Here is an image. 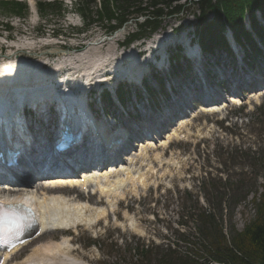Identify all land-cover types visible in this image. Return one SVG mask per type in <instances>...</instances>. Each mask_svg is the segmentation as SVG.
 Here are the masks:
<instances>
[{"label":"rangeland","instance_id":"obj_1","mask_svg":"<svg viewBox=\"0 0 264 264\" xmlns=\"http://www.w3.org/2000/svg\"><path fill=\"white\" fill-rule=\"evenodd\" d=\"M18 1L28 4L26 13L0 7V66H5V63L12 65L11 61H24L35 67L42 61L48 71L56 69V61L63 66L74 67V70L88 69L96 55L107 60L109 55L116 56L124 47L138 50L142 45L141 50H144L147 44L148 38H145L125 46L126 39L137 32L135 22H128L111 32L108 29L111 23L116 25V21L109 23L105 16L101 18L96 5H89L88 11L83 14L76 6L82 0H41L63 3L59 4L62 8L58 5L46 7L41 12L36 5L40 0ZM176 4L185 2L181 0ZM188 8L176 15L163 16L156 33L166 32L169 36L171 29L182 26L177 42L192 38V27L196 23L194 13L199 14V8L196 5ZM212 18L209 13L208 19ZM139 20L143 21L144 18ZM148 37L152 38L153 34ZM64 51L80 54L77 61L84 63L68 62L71 59L63 57ZM257 66L258 70L254 71L264 76V58L257 62ZM230 68L226 67V71L231 74ZM116 79L110 83L111 87ZM184 86L188 88V85ZM244 89L241 94L246 95L249 89ZM255 93L257 96L254 98L241 95L238 105L224 103L220 113L211 114L195 109L189 116L183 115V125L173 127L174 122L178 124L180 121H176L178 117L170 121L171 107L166 109L163 106L161 115L170 121L169 125L166 121L163 123H166L165 128L161 137L154 139V147L145 142L146 139H141L143 146L131 152L128 157L133 156L132 161L126 162L127 165L134 164L135 176L140 172L145 184L127 182L122 190L124 195L117 197L114 210L109 209L106 217L96 224L79 226L64 237L59 235V241L70 242L73 239L72 243H68L72 250L70 257L81 264H129L137 260V252L133 248L152 243L161 245L158 249L173 248L176 252L186 253L188 244L182 239L194 232V219L199 207L208 206L206 193L202 190L205 184L218 179V176L224 179L230 176L234 180L248 174L251 178L255 177L252 191H257V196L264 192V91ZM197 100L192 94L188 95L187 112L190 110L187 108L198 104ZM241 104L244 106L239 107ZM103 106L105 103L102 99ZM113 106L109 109H113ZM158 113L155 110L153 115ZM113 116L107 115L105 121L101 115L98 123L114 126ZM116 117H122L120 112H116ZM156 126L161 130L160 123L150 128L155 131ZM175 130L180 134L164 145L169 140V134ZM39 191L43 193L44 189L39 188ZM80 193L71 189L68 195L82 198ZM254 195L248 194L240 202L233 203L231 210H225V232L230 226L241 231L255 218ZM96 199L94 195L93 200ZM103 204L107 206L106 202ZM96 240L100 244H96ZM48 242L44 238L32 242L15 254L8 264H23L28 258L39 256L40 249Z\"/></svg>","mask_w":264,"mask_h":264},{"label":"trees","instance_id":"obj_2","mask_svg":"<svg viewBox=\"0 0 264 264\" xmlns=\"http://www.w3.org/2000/svg\"><path fill=\"white\" fill-rule=\"evenodd\" d=\"M147 1L145 5V0H99L98 6L97 0H82L77 6L83 14L88 11L89 5L99 7L97 13L101 18L105 16L109 23H117H111L108 29L111 32L134 21L137 32L126 39V44L157 31L163 16L182 13L194 5L199 8V14L195 13V32L204 50L225 48L227 43L224 33L229 28L239 42L245 41L252 51H258L251 34L244 27L245 11L250 14L253 32L264 39L263 30L254 15L256 8H260L264 15V0H188L186 4H176L180 0ZM59 4L41 0L37 2L40 12L46 7L62 8ZM0 7L27 12V6L19 1L2 0ZM209 13L213 16L211 20L208 19ZM140 17L144 20L139 21ZM254 179L248 174L234 180L230 176L225 180L222 177L212 179L202 188L208 206L199 207L195 214L194 232L183 238L188 244V252H176L172 248H145L141 245L134 248L138 261L131 264H264V192L257 196V191H252ZM250 193H255V218L241 231L230 226L227 236L224 233L225 210H231L233 203L240 202Z\"/></svg>","mask_w":264,"mask_h":264},{"label":"bare ground","instance_id":"obj_3","mask_svg":"<svg viewBox=\"0 0 264 264\" xmlns=\"http://www.w3.org/2000/svg\"><path fill=\"white\" fill-rule=\"evenodd\" d=\"M184 2L186 4L188 0H183V3ZM254 15L255 17L257 15L264 16L260 8H256L254 10ZM194 17H196L195 13ZM151 42L152 40L149 43ZM148 46H151V44H148ZM62 55L64 58L71 59L67 60L68 62L72 63V61L74 60L77 63H84L82 60L77 61L80 54L78 55L74 54V52L64 51L62 52ZM67 61L65 60V62ZM105 61L106 60L101 58L100 55H96L93 62H91L90 67L87 69L90 71L86 73L85 69L81 71V74H92L94 72L95 74H97L99 71L101 72V70H105L108 67H110L111 69L114 67L104 66L103 64L107 63H104ZM14 62H16V65ZM11 63H13V65L15 66H10L9 64L7 65V63H5V66H0V98L2 100L5 99L8 103H10V101L8 100L9 95L11 96L12 100L13 97L22 98L33 91L31 86H28L30 84L29 79L32 80L31 73H33V68H31V65L29 66L24 61H11ZM110 64L111 63H108L107 65ZM130 64L132 65V67L136 68L135 63ZM98 65H100V68L95 69V67H97ZM143 67L144 66L142 64H139L137 66V71L140 73L143 70ZM2 69H7V72H2ZM96 70L99 71L97 72ZM119 76H121V74H114L115 78ZM41 77L42 75L37 76L35 79H41ZM108 80V78L105 79V81ZM1 99L0 109L3 108V110L0 111H8V106L5 107V105L2 104ZM69 103H67V105H71ZM67 105L66 107L69 108L70 106ZM106 128V126H102L104 133H107ZM179 134L180 132L177 133V131L169 134V140L167 142L165 141L164 145H167L172 137L178 136ZM149 144L153 145V143ZM129 159L130 158H128L127 160L129 161ZM113 166L114 165L109 167H102L95 172H93L92 170L85 171L80 175L78 181L70 177H56L49 179L47 183H49L51 187L42 186V188L45 190L44 193H39L38 190H25L26 192L23 191L5 194V192L0 191V193L2 194L0 198L7 200L18 199L28 205L35 206L37 212L39 213V224L42 230V237L40 236L39 239L44 238V240L50 241L40 249L39 256H32L24 261L23 264H81L70 257L69 252H71L72 250L70 249L68 243L72 242L73 240H71L70 242L66 240L56 241L58 236L69 232L70 229L77 227L78 225H93L96 224L100 219L106 217L109 209L112 211L114 210L118 199L117 197H122L124 195L122 190L124 189V186L127 182H132V184H135V181H138L142 184H145L142 177L143 175H141L140 172H138L137 176H135L136 167L133 163H130L128 165H121L120 169H117V166L116 168H113ZM81 177H83V179H81ZM38 182L39 183L37 184L39 185H42L44 183L42 181ZM67 185L69 187L75 185L80 187L81 189L85 187L87 192L80 193L82 194L80 195L82 198H80L79 195L77 197L71 198L70 196L66 195L70 190L69 188H67ZM95 190L98 191L99 194L97 200H93L92 197V195H95ZM84 196L88 199H84ZM103 201H106L107 206L109 207L99 206L103 203ZM7 258H10V255L7 256ZM44 260H46V263H44Z\"/></svg>","mask_w":264,"mask_h":264}]
</instances>
